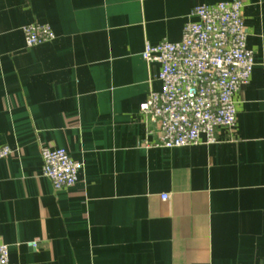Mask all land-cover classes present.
<instances>
[{"label": "crops", "instance_id": "1", "mask_svg": "<svg viewBox=\"0 0 264 264\" xmlns=\"http://www.w3.org/2000/svg\"><path fill=\"white\" fill-rule=\"evenodd\" d=\"M218 1L0 0L9 264H264V0H242L253 65L232 129L153 146L155 124L138 112L160 86L143 43L179 40L191 8ZM30 22L53 38L26 47ZM43 147L82 163L72 186L41 175Z\"/></svg>", "mask_w": 264, "mask_h": 264}, {"label": "built area", "instance_id": "2", "mask_svg": "<svg viewBox=\"0 0 264 264\" xmlns=\"http://www.w3.org/2000/svg\"><path fill=\"white\" fill-rule=\"evenodd\" d=\"M242 0L198 4L191 8L179 40L145 41L140 56L157 63L159 89L149 91L138 112L156 127L153 146L171 148L215 141V129H232L235 123L233 95L248 81L253 60L246 47ZM24 45L30 47L53 38L47 23L21 26ZM0 146V158L9 155ZM41 175L54 189L72 186L82 163L62 147L40 150ZM161 199L166 196L161 195ZM0 264H9L7 245L0 242Z\"/></svg>", "mask_w": 264, "mask_h": 264}]
</instances>
